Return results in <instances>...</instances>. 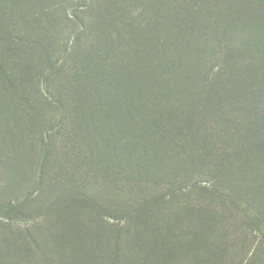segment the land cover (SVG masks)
I'll list each match as a JSON object with an SVG mask.
<instances>
[{"label":"rangeland","instance_id":"1","mask_svg":"<svg viewBox=\"0 0 264 264\" xmlns=\"http://www.w3.org/2000/svg\"><path fill=\"white\" fill-rule=\"evenodd\" d=\"M28 1L37 15L44 10L39 0H19L16 13L27 9ZM93 1L98 35L113 19L128 15L130 22L142 21L135 40L144 52L142 57L150 58L151 63L145 64L149 69L166 61L182 66L179 73L165 65L154 72L157 83L176 78L174 86L168 82L166 87L172 110L167 132L181 135L172 138L167 133L168 142L159 152L175 157L181 168L160 181L134 167L117 174L115 160L93 148L78 121L94 116L82 105L83 91L91 83L71 57L82 34L72 15L81 12L78 19L87 21L86 9L82 5L74 12L67 7L74 3L80 7L81 0L63 3L67 19L61 16L56 36L60 50L51 57L57 74L50 104H45L41 92L43 97L29 95L31 107L13 110L20 102L15 92L19 78L14 81L9 74L8 78L0 75V97L9 109L8 126L12 133L23 130L29 140L16 157L0 153V264H13L7 249L16 238L29 244L33 254L21 264H264V206L250 200V191L264 185V175L260 166H245L240 155V147L251 145L246 142V126L258 125L251 129L254 132L264 125V35L258 41L251 37L253 26L260 28L264 23V0H158L160 5H154L157 0H85V4ZM30 28L24 31L29 33ZM63 49L68 54L65 57ZM137 74L136 70L134 77ZM134 79L139 89L151 83ZM54 99L66 108L64 114ZM38 133L45 142L48 137L52 141L48 163L54 188L22 210L14 199L30 184L19 185V180L31 179L38 171L39 156L33 150ZM186 140H192L197 150L205 145L216 154L212 162L229 169L226 176L231 177V186L222 188L219 198L208 196L212 189L205 182L206 167L188 180L191 169L182 153ZM14 159L23 168L17 172L22 176L14 174L13 180L4 165ZM172 175L178 182H187L180 192L170 191L175 181ZM67 187L109 208L103 219L117 225L116 233L99 228L90 214L85 221L72 218L75 202L60 196ZM89 203L84 204L89 207ZM202 248H215L214 255L207 257Z\"/></svg>","mask_w":264,"mask_h":264},{"label":"trees","instance_id":"2","mask_svg":"<svg viewBox=\"0 0 264 264\" xmlns=\"http://www.w3.org/2000/svg\"><path fill=\"white\" fill-rule=\"evenodd\" d=\"M18 1L11 0L9 5H5L3 4L4 0H0V15L3 17L0 26V75L8 78L9 74L10 77L14 78V81L19 78V89L15 92L16 97L20 98V102L13 110L20 109V107L23 109L27 106L31 107L29 95L33 97V95L38 94L39 97H43L41 92L44 93L46 105L50 104L48 98L54 97L51 95L50 89L54 86L57 70H55L56 63L51 61V57L54 52L57 53L60 50L56 46V36L62 23L61 16L67 19L65 18L66 9L62 8V4L71 2V0H39L44 6V10L37 15L38 12L31 11L32 3L29 1L28 3L25 2L27 6L29 5L27 9L20 12V8L19 12L16 13L20 4ZM163 1L161 5L164 6ZM81 2L80 7L75 3L70 4L71 6L68 4L67 7L71 10L74 8V12L79 10L82 5L86 9L85 13L84 11L82 13H84V18H87V21L83 19L81 22L82 19H78L81 12L72 15L82 34L75 42L71 53L72 60L80 63L83 72L91 83L90 88L83 91L84 101L82 100V105L88 114L94 116H92V120H78L84 129L83 133L88 136L93 148L98 149L102 155L111 160H115V168L118 169L117 174H126L132 171L131 168L134 167L137 172H143L145 176L156 178L157 181H160L166 174L176 175L177 170L181 168L176 158L159 152L165 142H168L167 137L169 135H172V138L181 135L179 132L175 136L170 131L167 132L172 110L167 97L169 89L166 87L168 82L174 86L173 82L176 81V78L170 76L169 81L165 79L166 81L157 83L154 72L160 71L159 68L165 65L166 68H171L174 72L179 73L182 72V66L166 61L164 65L158 63L152 66L153 69H149L146 66L151 63L147 59L149 56L147 55V58L142 57L144 52H141V48L135 40V30L140 29L141 20L140 24L138 20L130 22L128 15H121L113 19L106 29H103L104 31L98 35L95 30L99 22L97 17H93L95 12L93 6L96 2L93 1L89 5L85 4V0H81ZM154 5H160L158 0ZM16 16L19 20H16ZM5 22H7V26ZM260 25V28L258 25L253 26L254 33H251V37L254 41H258L264 35V23L262 22ZM27 26L31 27L29 33L24 31ZM262 40L264 41V39ZM61 54L64 57L68 55L65 49L61 51ZM136 70L138 74L134 77ZM145 77L146 79H144ZM133 78L136 81H141V84L144 82L151 83H149L148 88L141 87L139 89L138 83H132ZM53 102L60 107L63 114L66 112V108L58 99H54ZM8 111L9 109L6 108L5 102L0 97V127L5 125L3 130L0 129V153L4 156H9L12 153L16 157L19 155L18 151L29 140H27V135L23 130L18 129L16 133L11 132L7 122ZM257 126L256 124L246 126V142L251 145L240 147V155L245 166H260L262 167L261 173L264 175V125L253 132L251 129H255ZM38 134V145L33 149L35 152L37 151V156H39L38 171L32 174L31 179L19 180V185L22 183L27 185L28 182L30 184L25 187V193L22 192V195L14 199L15 204L22 210L30 208L38 200L41 193L54 188L48 163L52 141L48 137L45 142L43 134H39V136ZM97 144L100 147H97ZM191 144L192 140L184 141L183 145L186 148L182 152L191 169L187 175L188 180L192 181V175L198 174L197 170L206 167L203 174L208 177L205 182L209 183L212 189L208 196L214 195L219 198L221 189L225 186L226 188L231 186V177L228 179L226 176L229 169H224L223 166H217L216 163L212 162L216 158V154L205 145L204 149L197 150L196 146H191ZM243 150H246L244 154L241 153ZM231 156L236 158L234 153ZM17 161L18 159H14L11 163L6 162L4 165L6 175L13 180L15 179L14 174L22 176L17 173L18 171L22 172V163ZM227 166L230 168V165L227 164ZM173 175L172 178L174 177L173 180L175 181L171 183L170 191L180 192L185 188L187 182L183 180L178 182V179H175L176 177ZM261 186L257 190L250 191L252 196L250 200L256 205L262 204L264 206V185ZM60 194V196L75 202L73 204L75 211L71 214L72 218L85 221L90 214L99 228L103 227L111 234L118 230L116 224L109 225L103 219L104 216H107L106 213H109V208L101 206L98 202L96 204L95 200L88 199L76 189L67 187L61 189ZM52 200L57 202L58 198L53 197ZM51 201L46 203V206L52 204ZM85 202L87 204L92 202V206L89 203L90 205L87 207ZM38 205L45 206L42 203ZM110 218L119 221V218ZM192 225L190 224V226ZM196 228L198 229V227ZM141 243L144 244V242ZM214 250L215 248L201 249L207 257L214 255ZM7 251L13 264H21L33 256L29 244H25L17 238L10 240ZM107 252L112 253L109 250Z\"/></svg>","mask_w":264,"mask_h":264}]
</instances>
